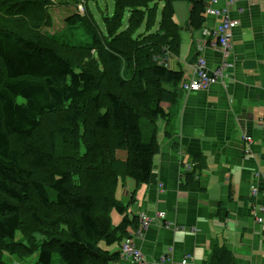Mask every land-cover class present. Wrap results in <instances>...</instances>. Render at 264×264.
<instances>
[{
	"label": "trees",
	"instance_id": "obj_1",
	"mask_svg": "<svg viewBox=\"0 0 264 264\" xmlns=\"http://www.w3.org/2000/svg\"><path fill=\"white\" fill-rule=\"evenodd\" d=\"M56 1L76 12L54 35L42 32L52 23V0H0V264L6 254L23 260L36 252L38 264H52L54 255L63 264L116 262L120 253L107 249L121 245L140 221L116 199L120 179H131L135 190L150 182L156 125L163 120L167 132L186 82L182 71L170 69L181 45L176 0H111V13L101 14L105 33L89 0ZM182 1L188 30L203 33L205 0ZM144 21L152 28L138 33ZM112 212L123 216L118 226ZM17 231L22 242L14 239ZM212 258L211 264H234L226 248L214 246Z\"/></svg>",
	"mask_w": 264,
	"mask_h": 264
},
{
	"label": "crops",
	"instance_id": "obj_2",
	"mask_svg": "<svg viewBox=\"0 0 264 264\" xmlns=\"http://www.w3.org/2000/svg\"><path fill=\"white\" fill-rule=\"evenodd\" d=\"M226 2L218 0L217 6L224 7ZM181 3H174L180 52L171 59L170 69L182 71L187 81L198 57L211 69L218 65L219 55L207 44L202 30H188V5L184 3L183 9ZM230 17L238 25L231 39L234 68L227 86L182 92L175 125L165 132L164 121L157 123L159 150L150 182L135 190V183L124 178L116 190V199L129 217L164 213L172 224L168 229L155 225L142 229L139 221L136 230L128 229L125 240L150 264H211L214 246L226 248L234 264H264V230L252 216L261 200L250 196L254 173L264 171V0H237ZM205 20L203 29L217 23L212 17ZM163 107L166 110L169 104ZM243 137L252 140L248 159L244 158L247 144ZM196 164L202 169L187 181L186 167ZM256 184L263 186L259 180ZM122 218L111 213L114 226ZM120 246L107 250L120 253ZM161 258L170 259V263L161 262ZM112 264L132 262L120 257Z\"/></svg>",
	"mask_w": 264,
	"mask_h": 264
},
{
	"label": "built area",
	"instance_id": "obj_3",
	"mask_svg": "<svg viewBox=\"0 0 264 264\" xmlns=\"http://www.w3.org/2000/svg\"><path fill=\"white\" fill-rule=\"evenodd\" d=\"M237 0H227L224 7L217 6L218 0H205V12L204 17L217 18V23L211 29H204L202 35L210 39V48L217 52L219 55V63L214 68H209L204 58H199L191 66V76L182 85V91L185 93L200 92L207 90L209 83L219 82L223 87L227 86V82L230 79V71L234 68V64L231 61L232 48L231 39L233 30L237 27L238 22L230 17L231 7ZM78 12L83 13L84 9L81 5L78 6ZM160 64L166 66L167 61L161 60ZM264 124V118H263ZM245 143L250 148L252 140L250 137H244ZM244 158L248 159L250 156L249 150H244ZM194 165H188L186 168L190 171ZM256 178L262 182L263 186L258 184L250 188V196L253 199L259 198L261 204L255 206L254 213L252 214L255 223L261 226L264 230V171L258 172ZM161 187V186H160ZM141 228L146 229L150 225H155L163 228H170L172 224L166 221L164 213H157L153 217H146L141 215L139 217ZM120 257L131 259L132 264H150L138 250L131 243L130 240H124L120 246ZM161 262L170 263V259L161 258ZM186 261H182L180 264H185ZM174 264V263H173Z\"/></svg>",
	"mask_w": 264,
	"mask_h": 264
},
{
	"label": "rangeland",
	"instance_id": "obj_4",
	"mask_svg": "<svg viewBox=\"0 0 264 264\" xmlns=\"http://www.w3.org/2000/svg\"><path fill=\"white\" fill-rule=\"evenodd\" d=\"M52 4L50 6H48V12L49 14H51L52 16V23H51V26L49 28L45 27L43 28L42 32L45 33H49V34H58V33H62L61 31L64 29V18L67 17L69 14H75L76 12V7L75 6H59L58 5V2L56 0H52ZM106 1V2H105ZM176 2H184L182 0H176L174 3ZM174 3H173V8H174ZM185 3V2H184ZM184 3H181V7L183 9H185V4ZM80 5L84 8V3H80ZM218 5V3H217ZM79 5H77V8H78ZM159 6V9L158 11H155V16H156V22L158 21L157 18H159L160 14H161V11H162V6L161 5H158ZM88 7L89 9L92 11V14L99 26V30H101V32L105 33L106 29H105V26L101 20V14L104 13V9H107V11L109 13H111V11L113 10L112 8V1L111 0H98V7H95V3H93L92 1H88ZM107 7V8H105ZM4 11H7V8H5ZM6 13V12H5ZM79 14L83 15V13H80L78 12ZM1 16V14H0ZM2 16H5V14H3ZM174 19H175V8H174ZM216 21H218L217 18H214ZM1 21V20H0ZM127 24H128V14L125 13L122 21H121V28L124 29V28H127ZM152 26H148L147 25V22L144 21L140 24V26L138 27L137 29V32L138 33H143L145 31H147L148 29H151ZM233 35V33H232ZM81 40H82V37H81ZM213 80H211L210 82H212ZM210 82H206L205 84H210L209 87L213 86V85H217L220 83L219 82H216V83H210ZM208 87V89H209ZM207 89V90H208ZM207 90H202L200 92H206ZM178 113H179V108L178 106H175L172 108L171 110V116H170V120L168 122V129L172 126L175 125V123L177 122L178 120ZM43 121V124H42V127L45 126V123H49L48 121H45V119L42 120ZM162 122H159V125H161ZM157 126V131L159 129V126L158 124L156 125ZM164 127V126H163ZM143 128H144V137L146 138V121L144 122L143 121ZM38 133H44L42 132V129L39 130ZM55 136H52V137H56L57 133L58 132H53ZM40 137V136H39ZM58 139V137L56 138ZM243 142H245V138L243 137ZM47 143V142H45ZM244 150H249L250 152V148L248 146H246L244 148ZM125 152L123 150H117L116 152V157L119 158V159H124L125 158ZM258 172L254 173V177H253V181H254V184L253 186H256L257 184V181L258 179L256 178ZM120 190V189H119ZM37 239L39 241L42 240V238L37 235L36 236ZM15 241L16 242H22L23 241V237L22 235L17 231L16 234H15V237H14ZM4 262L5 264H38V252L34 253L33 255H30L26 258H24L23 260H20L16 257H12V256H9V255H4ZM52 264H63L62 261L60 260V258L57 256V255H54L53 256V261H52Z\"/></svg>",
	"mask_w": 264,
	"mask_h": 264
}]
</instances>
